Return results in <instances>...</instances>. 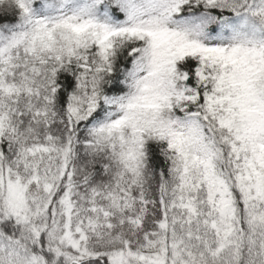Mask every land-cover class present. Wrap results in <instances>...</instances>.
I'll return each mask as SVG.
<instances>
[{
  "label": "snow or ice",
  "instance_id": "snow-or-ice-1",
  "mask_svg": "<svg viewBox=\"0 0 264 264\" xmlns=\"http://www.w3.org/2000/svg\"><path fill=\"white\" fill-rule=\"evenodd\" d=\"M0 264H264V0H0Z\"/></svg>",
  "mask_w": 264,
  "mask_h": 264
}]
</instances>
